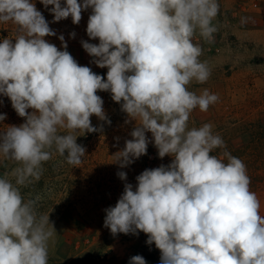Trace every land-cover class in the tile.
<instances>
[{
  "label": "clouds",
  "instance_id": "9594fccd",
  "mask_svg": "<svg viewBox=\"0 0 264 264\" xmlns=\"http://www.w3.org/2000/svg\"><path fill=\"white\" fill-rule=\"evenodd\" d=\"M40 3L52 22L71 17L76 25L91 9L86 33L99 43L81 44L107 73L80 65L63 35L61 48L48 42L56 32L34 0H0V24L16 32L0 40V96L24 120L0 131V158L15 164L0 176V264H49L56 230L49 214L38 211L41 197L26 199L22 189L40 181L53 155L73 167L82 163L86 148L75 133L102 130L92 116L111 124L98 91L120 104L125 123L135 121L131 139L114 154L120 168L146 155L149 143L160 159L171 157L142 171L135 186L125 183L115 206L104 210V227L113 236L143 232L159 250V264H264V215L245 163L226 150L212 123L189 127L194 110L206 113L219 101L207 88L190 90L212 74L194 41H214L218 0ZM6 118L0 113V122ZM217 149L225 150L213 155ZM117 176L127 180L124 171ZM129 264L147 262L135 255Z\"/></svg>",
  "mask_w": 264,
  "mask_h": 264
},
{
  "label": "rangeland",
  "instance_id": "374dc122",
  "mask_svg": "<svg viewBox=\"0 0 264 264\" xmlns=\"http://www.w3.org/2000/svg\"><path fill=\"white\" fill-rule=\"evenodd\" d=\"M81 2V0H78ZM220 14L214 23L218 32L209 43L199 37L203 49L201 60H206L212 69L207 83L192 84L190 90L198 94L204 88L219 96V101L209 107L206 113L194 110L189 127H199L212 123L213 131L219 133L233 148L245 144L248 138L246 125L264 124V0H218ZM91 9L82 12L78 25L68 21V32L64 35L67 51L83 66L106 78L107 68H99L92 63L83 49L81 41L98 44L90 40L86 33L87 21ZM246 17V23L241 18ZM75 32L72 38L70 33ZM61 45V43H60ZM61 48V46L59 47ZM103 99L104 111L111 124L92 116L91 123L102 130L83 134L79 143L86 148L82 163L77 166V189L73 198L62 202L54 218L49 215L56 234L50 242L49 264H67L81 261L87 257L100 258L98 264H129L135 255L145 258L148 250H155L160 261V252L155 245L146 243L147 236L118 234L113 236L104 227L105 209L115 206L124 190L125 183L136 185V176L145 169L167 165L171 157L160 159L157 149L149 143L147 154L135 160L131 165L120 168L115 163L114 154L123 149L125 141L131 139L130 132L135 121L125 123L127 116L121 111L119 103L114 102L109 92H97ZM106 132V134H101ZM151 139V133H146ZM118 138V139H117ZM223 149H217V154ZM124 171L127 180H121L117 173ZM250 190L260 200V214L264 215V182L250 184ZM88 259V258H87ZM146 260V258H145ZM86 261H83L84 264Z\"/></svg>",
  "mask_w": 264,
  "mask_h": 264
},
{
  "label": "trees",
  "instance_id": "16d2710c",
  "mask_svg": "<svg viewBox=\"0 0 264 264\" xmlns=\"http://www.w3.org/2000/svg\"><path fill=\"white\" fill-rule=\"evenodd\" d=\"M34 3L39 11L43 14L45 19L49 22L50 28L55 32V36L45 37V39L56 45L59 48L61 41L60 35H65L68 32V21L71 17L61 20L59 22H52L53 15L51 12L40 3V0H34ZM63 3V0H62ZM52 6L49 5L50 9ZM16 35L15 27L11 24H0V40L5 37L14 38ZM111 98V97H110ZM0 113H6L7 118L0 122V131L7 129L8 125H20L24 122L23 118L19 117L15 110L11 106L9 98L0 96ZM30 111V110H29ZM248 138L245 144L238 148H233L226 144V150L233 156L240 158L247 167V174L251 179V183L261 184L264 182V124L259 122L250 123L246 125ZM77 137V143H79L81 134ZM92 133H88L90 136ZM101 134H106L102 132ZM221 152L215 154L219 155ZM214 155V154H213ZM15 167V164L11 161H6L0 158V176L11 168ZM43 174L40 181L30 185L27 188H23L22 192L25 198L34 197L39 195L41 200L38 204V211L40 214H49L51 218H54L57 211L61 208L62 202L67 198H73L77 189V166L67 164L63 157L59 155H53V158L44 163ZM88 258V259H87ZM81 261L69 262L67 264H98L100 258L94 259L87 257ZM147 264H156L158 262L157 252L155 250H148L145 256Z\"/></svg>",
  "mask_w": 264,
  "mask_h": 264
}]
</instances>
